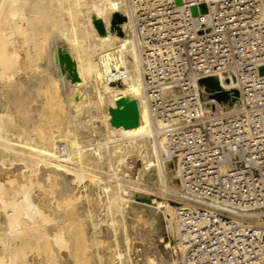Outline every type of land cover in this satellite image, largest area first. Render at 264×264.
<instances>
[{
	"label": "bare ground",
	"instance_id": "obj_1",
	"mask_svg": "<svg viewBox=\"0 0 264 264\" xmlns=\"http://www.w3.org/2000/svg\"><path fill=\"white\" fill-rule=\"evenodd\" d=\"M140 45L128 0H0V264H101L100 243L110 264H137L131 218L170 246L163 229L176 232L174 205L164 195L176 171L152 128ZM220 87L229 93L221 110L241 105L234 78ZM120 97L135 100L136 126L111 123ZM91 192L104 220L93 217Z\"/></svg>",
	"mask_w": 264,
	"mask_h": 264
},
{
	"label": "built area",
	"instance_id": "obj_2",
	"mask_svg": "<svg viewBox=\"0 0 264 264\" xmlns=\"http://www.w3.org/2000/svg\"><path fill=\"white\" fill-rule=\"evenodd\" d=\"M128 4L152 128L176 171L177 264H264V0ZM209 76L234 78L241 105L221 110L199 83Z\"/></svg>",
	"mask_w": 264,
	"mask_h": 264
},
{
	"label": "rangeland",
	"instance_id": "obj_3",
	"mask_svg": "<svg viewBox=\"0 0 264 264\" xmlns=\"http://www.w3.org/2000/svg\"><path fill=\"white\" fill-rule=\"evenodd\" d=\"M90 136L92 138V135H90V133H87L86 137H83V139L86 140L87 137H90ZM134 154H136V152H134ZM5 167L6 168H10L11 165L9 163H6ZM106 167L107 166L105 164L102 165V169L105 170V171H107ZM101 175H102L103 179L107 178V176H106L107 174L101 173ZM85 183H87V181H85ZM149 184H150L151 187L153 186L152 190L153 189L155 190V191L153 190V192H155L154 194H156V192L160 193L159 189H157V186H156L157 183L156 182L149 183ZM92 186H91V188L93 189ZM81 190H82V188L80 186V188L77 187L75 189V192H80ZM159 193H157V196L160 195ZM95 196H94L93 192H91V194H89V198L92 200V201L90 200V202H91L90 203V207L92 208L91 210H93V212H95L94 213L95 216L93 215V217H94V219H97V220L98 219L104 220L105 217H106L104 212L102 210H100V208L98 209L96 205H94V204H97V200L95 199ZM92 197L95 199L96 203H94L95 201L92 199ZM164 198H165L166 202L171 203L170 200H172V197L170 196V194L164 195ZM85 206H86V204H85ZM96 209H97V211H94ZM102 212H103V214H102ZM101 223L103 224V222L100 221V224H99V229L101 230V232L99 231L100 234L99 233L98 234H99V236H102L101 238H107L106 236H107V234H109L108 233L109 229L105 225L106 223H104V225H102ZM129 223H130V225L128 226V233H129L130 242H131L130 253L133 252V251L141 253L140 254L141 255L140 256V260L135 261L134 259H132V261L136 262L137 264H141L143 262V259H145L146 256H151L155 260H159L158 262H160L161 264H173V262H174V264L178 263L181 253L178 252L175 249V246H176V243H175L176 242L175 241V232L163 229L165 239L168 240V242L170 243V246H169L170 248H169V247H166L164 243H160L159 241L156 240V238H157V233L156 232H153V234L146 233L144 231L143 226L140 223L137 224L136 222H134L133 218H131V221ZM172 225H173V223H171V226ZM89 228H90L89 227V223H87V225H86L87 231H89ZM108 239L110 240L109 244L111 246H113L114 243L112 241V236H109ZM120 244H121V246L123 248V244L122 243H120ZM99 245H100L99 246L100 253L102 255L101 264H110L109 263V259L111 257L112 252L109 251L108 248L106 247L107 243H100ZM102 249L104 251L106 250L105 253L103 252ZM87 250H89V248ZM92 259H93V257H92Z\"/></svg>",
	"mask_w": 264,
	"mask_h": 264
},
{
	"label": "water",
	"instance_id": "obj_4",
	"mask_svg": "<svg viewBox=\"0 0 264 264\" xmlns=\"http://www.w3.org/2000/svg\"><path fill=\"white\" fill-rule=\"evenodd\" d=\"M177 3L180 2V0H176ZM200 12L204 13L206 12V6L204 3H201L199 5ZM192 14H196V7L191 8ZM114 19L117 21H122L124 19L121 15H114ZM261 73L264 72V68H260ZM228 79H226L227 81ZM200 84H203L205 86V90L207 92H213V97L220 101L222 99H225L229 96L228 91L223 90L222 87H220L219 81L214 76L205 77L199 80ZM238 91L235 89L233 90V95L238 96ZM109 113L111 115V123L115 126L122 125L125 128L136 126L138 123V112H137V105L135 100L133 99H124L123 97H120L115 101V107L109 109Z\"/></svg>",
	"mask_w": 264,
	"mask_h": 264
}]
</instances>
